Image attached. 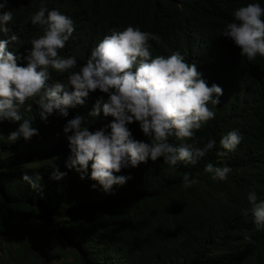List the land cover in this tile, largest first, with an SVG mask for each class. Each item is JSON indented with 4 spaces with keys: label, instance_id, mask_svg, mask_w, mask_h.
Here are the masks:
<instances>
[{
    "label": "trees",
    "instance_id": "obj_1",
    "mask_svg": "<svg viewBox=\"0 0 264 264\" xmlns=\"http://www.w3.org/2000/svg\"><path fill=\"white\" fill-rule=\"evenodd\" d=\"M253 1L264 7V0H8L0 12L11 9L13 19L7 25L10 31L0 32V40L19 37L9 42L7 51L20 66L27 65L24 57L31 40L43 34L42 26L30 22L41 3L73 21L75 31L60 55L75 58L77 65L66 73L50 69L49 86L57 81L68 84L69 75L86 64L105 36L132 26L159 37L149 41L153 57L179 51L209 86L221 87L223 95L218 105L209 103L215 116L193 139L169 138L177 147L194 143L203 148L215 141L196 164L178 162L173 167L163 158L149 159L114 173L130 179L109 192L90 179L91 162L84 179L81 172L66 167L67 137L72 133L63 131L69 120L80 117L82 128L110 132L105 125L112 117L90 115L96 101L101 96L107 100V94L90 92L82 106L68 109L67 117L54 109L46 120L39 105L28 101L20 109L21 121H0V240L16 224L55 221L58 237L78 264H264V229L256 228L248 201L252 191L258 201L264 200V59L249 61L223 36L238 5L257 3ZM68 90H73L70 85ZM23 119L32 122L38 135L10 141L9 134ZM128 128L133 139L150 143L138 122ZM233 130L242 140L228 152L220 140ZM209 163L232 171L224 181L213 179L205 171ZM57 170L65 174L62 179L53 178ZM25 173L36 187L23 181ZM185 174L197 183L185 188ZM33 237L35 231L17 244L16 263L32 264L23 259H29L24 251Z\"/></svg>",
    "mask_w": 264,
    "mask_h": 264
},
{
    "label": "clouds",
    "instance_id": "obj_2",
    "mask_svg": "<svg viewBox=\"0 0 264 264\" xmlns=\"http://www.w3.org/2000/svg\"><path fill=\"white\" fill-rule=\"evenodd\" d=\"M253 2L257 3L239 4L233 14L234 22L223 31V36L231 38L240 48L241 56L249 61L264 59V7L259 1ZM7 4L8 0H4L0 9L7 8ZM12 19L11 9L0 12V32L10 31L7 25ZM30 22L42 26L43 34L31 40V50L24 57L26 66L18 65L17 57L7 51L9 42H17L19 37L12 35L10 39L0 40V121H21L20 109L30 100L39 105L40 116L46 120L54 109L67 117L68 109L82 106L90 92L99 90L107 94V100L101 96L96 101L90 115L99 116L102 112L104 117H112L105 125L110 132L106 133L105 129L90 132L81 127L80 117L69 120L63 129L72 133L67 137L70 155L66 167L81 172V179L91 162L90 179L109 192L114 185H123L130 179L114 175L123 168L159 158L173 167L178 162L194 165L214 148L213 140L203 148L194 143L177 147L168 142L173 135L181 141L193 139L195 132L214 118L215 113L208 105L220 103L223 89L216 84L209 86L196 65L186 63L179 51L167 57H153L149 41H158V36L132 26L113 32L91 51L79 71L69 75L68 84L57 81L49 86L50 69L66 73L77 65L75 58L60 55L75 31L74 24L58 9L48 10L44 3L30 16ZM69 85L73 90H68ZM28 110L31 111L30 105ZM133 122L139 123L150 143L133 139L128 128ZM35 135L38 132L32 122L23 119L8 139L16 142L23 137L27 141ZM241 140V134L233 130L222 137L220 145L231 152ZM205 171L212 173L213 179L224 181L232 169L209 163ZM64 175L57 170L53 178L59 180ZM22 179L36 187L27 173ZM195 183L188 174L184 175L185 188ZM248 201L256 228L264 229V200L258 201L256 192L252 191Z\"/></svg>",
    "mask_w": 264,
    "mask_h": 264
},
{
    "label": "rangeland",
    "instance_id": "obj_3",
    "mask_svg": "<svg viewBox=\"0 0 264 264\" xmlns=\"http://www.w3.org/2000/svg\"><path fill=\"white\" fill-rule=\"evenodd\" d=\"M57 224L55 221H30L25 226L16 224L13 231L0 240V264H18V245L31 231H35V237L30 238L24 251L29 259L23 260L32 264H78L74 252L58 237Z\"/></svg>",
    "mask_w": 264,
    "mask_h": 264
}]
</instances>
